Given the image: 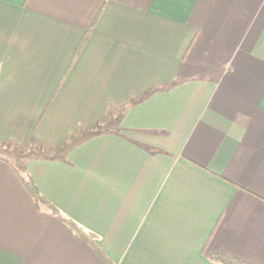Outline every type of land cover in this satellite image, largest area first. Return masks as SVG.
<instances>
[{"label":"crops","instance_id":"1","mask_svg":"<svg viewBox=\"0 0 264 264\" xmlns=\"http://www.w3.org/2000/svg\"><path fill=\"white\" fill-rule=\"evenodd\" d=\"M219 253L264 264V0H0V264Z\"/></svg>","mask_w":264,"mask_h":264},{"label":"trees","instance_id":"2","mask_svg":"<svg viewBox=\"0 0 264 264\" xmlns=\"http://www.w3.org/2000/svg\"><path fill=\"white\" fill-rule=\"evenodd\" d=\"M80 49H81V46L77 50V53L80 51ZM19 180H20L21 184L23 185V187L25 188V190L29 193V195L33 199L36 206H38L40 204H45V201L41 198V196L37 192L35 186L33 185L32 181L30 180V178L19 177ZM48 208L51 210V212L54 215H56L58 217V219L63 224H65V226L71 231V233L74 235V237L79 242H82V243H85L86 245H88L93 250V252L99 258H101L103 261H105L107 263L109 262V259L96 246L94 239L90 234L84 232L79 226H77L72 221L65 219V218L61 217L60 215H58L57 211L55 209H53L51 206H48ZM209 259L211 261L219 263V264H244V263H241V262L223 254V253L210 255Z\"/></svg>","mask_w":264,"mask_h":264}]
</instances>
